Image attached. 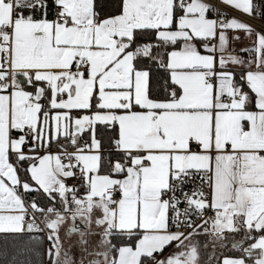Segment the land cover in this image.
Here are the masks:
<instances>
[{"label": "snow or ice", "instance_id": "obj_1", "mask_svg": "<svg viewBox=\"0 0 264 264\" xmlns=\"http://www.w3.org/2000/svg\"><path fill=\"white\" fill-rule=\"evenodd\" d=\"M0 264H264V0H0Z\"/></svg>", "mask_w": 264, "mask_h": 264}]
</instances>
